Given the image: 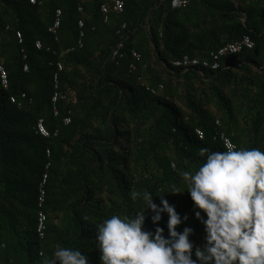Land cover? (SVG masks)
<instances>
[{
    "label": "trees",
    "instance_id": "16d2710c",
    "mask_svg": "<svg viewBox=\"0 0 264 264\" xmlns=\"http://www.w3.org/2000/svg\"><path fill=\"white\" fill-rule=\"evenodd\" d=\"M122 1L117 11L110 0H0L8 74L7 88L0 83V264H46L58 247L100 264L99 224L145 207L132 190L151 191L156 203L173 184L186 191L181 174L198 169L201 148L225 151L222 132L237 147L264 151V0ZM245 35L254 45L220 56L217 69L172 65L184 55L209 60ZM120 41L122 56L112 58ZM55 92L62 97L53 102ZM166 198L190 215L202 244L187 192Z\"/></svg>",
    "mask_w": 264,
    "mask_h": 264
},
{
    "label": "clouds",
    "instance_id": "9594fccd",
    "mask_svg": "<svg viewBox=\"0 0 264 264\" xmlns=\"http://www.w3.org/2000/svg\"><path fill=\"white\" fill-rule=\"evenodd\" d=\"M225 147L200 149L198 169L181 174L186 191L173 184L156 203L151 191L132 190L131 199L142 200L145 207L131 216L112 214L99 224L100 264H264V151L231 142ZM185 192L203 227L202 244L192 239L196 228L187 223L190 215L166 198ZM149 220L152 229L146 228ZM57 262L89 264V257L79 249L58 247L46 264Z\"/></svg>",
    "mask_w": 264,
    "mask_h": 264
},
{
    "label": "built area",
    "instance_id": "2783aa9c",
    "mask_svg": "<svg viewBox=\"0 0 264 264\" xmlns=\"http://www.w3.org/2000/svg\"><path fill=\"white\" fill-rule=\"evenodd\" d=\"M31 3H35L36 0H29ZM190 0H171V6L172 7H181V6H185ZM110 2L113 5V9L120 11L123 8V1L122 0H110ZM101 11L106 13L108 11V6L107 4H102L101 5ZM61 11L57 10L56 11V18L52 24V26L49 28L50 31L55 32L56 28L60 25V16ZM82 21L79 22V25L82 26ZM17 38L19 39V42H22V35L19 31H17L16 33ZM254 45L253 40L251 39V37L245 35L243 36V38H241L238 41H234V42H230L227 43L226 45L220 47L216 52H212L210 54L211 59L207 60H200L199 58H191L188 55H184L182 58L180 59H175L172 61V65L174 67H180V68H184L185 70L189 69V68H194L197 66H203V67H210L211 69H217L219 67V62L218 59L220 56L222 55H228V54H233L236 53L238 51H240L243 48H251ZM35 46L37 48L41 47V43L40 41H36ZM123 47V43L122 41L118 42L117 45L115 46V48L112 50L111 52V57L115 58L117 56H122V53L120 52V49ZM133 56H135L136 58H139V54L135 51L132 52ZM23 69L26 71L28 70L27 65L25 64L23 66ZM58 69L61 70L62 69V64H58ZM55 82L57 83V77L55 75L54 77ZM0 83L3 86V88H7L8 86V74L7 71L5 69V67L0 64ZM25 96L24 93H22L21 97L23 98ZM62 96L58 93L55 92L53 94L52 97V101L56 102L59 100V98H61ZM10 100L12 102H16L18 105H20V102L18 101V98L15 96H11ZM54 115H58V109L54 108ZM65 123H68L70 121V118H65ZM218 123V122H217ZM37 130L40 134H42L43 136H49V131L46 129V127L44 126L42 120H39V122L37 123ZM197 135L199 136V138L203 137V131L200 129L196 130ZM220 139L222 140L223 146L226 150L225 144L226 142H231L235 145L234 142H232L231 138L229 136H227L225 133H221L220 134ZM45 178L46 175H44V179L42 181V184L45 183ZM44 201V190L43 188L41 189V195L39 197V206L42 205V202ZM46 214L43 210H39L38 214H37V228L36 231L38 233V235L43 238L45 235V229H46Z\"/></svg>",
    "mask_w": 264,
    "mask_h": 264
},
{
    "label": "water",
    "instance_id": "95a60500",
    "mask_svg": "<svg viewBox=\"0 0 264 264\" xmlns=\"http://www.w3.org/2000/svg\"><path fill=\"white\" fill-rule=\"evenodd\" d=\"M162 2V1H161ZM161 2H159L158 4H156V6L151 10V13H152V11L155 9V8H157L160 4H161ZM149 17H150V15H149ZM149 24V21H148V23H147V25Z\"/></svg>",
    "mask_w": 264,
    "mask_h": 264
}]
</instances>
